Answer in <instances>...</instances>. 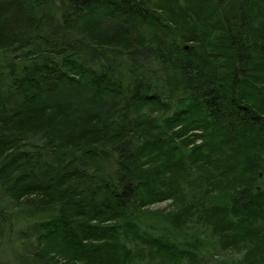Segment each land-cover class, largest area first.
<instances>
[{"label":"trees","instance_id":"trees-1","mask_svg":"<svg viewBox=\"0 0 264 264\" xmlns=\"http://www.w3.org/2000/svg\"><path fill=\"white\" fill-rule=\"evenodd\" d=\"M213 258L264 264V0H0V264Z\"/></svg>","mask_w":264,"mask_h":264},{"label":"rangeland","instance_id":"rangeland-1","mask_svg":"<svg viewBox=\"0 0 264 264\" xmlns=\"http://www.w3.org/2000/svg\"><path fill=\"white\" fill-rule=\"evenodd\" d=\"M150 208L153 211H158V213L152 214L150 216L151 221H153L156 224H161L163 222V217L159 213L161 211L162 212H168V211L173 210L174 205H173L171 200H167V201H163V202H160V203H156L153 206H151ZM241 255H242V253L233 252V256L235 258H240ZM211 264H224V263H222V261L217 262L216 258L215 259L213 258L212 261H211ZM227 264H229V263H227Z\"/></svg>","mask_w":264,"mask_h":264}]
</instances>
